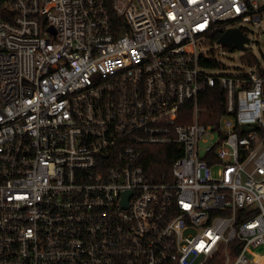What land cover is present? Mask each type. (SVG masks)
Instances as JSON below:
<instances>
[{
    "label": "built area",
    "instance_id": "2783aa9c",
    "mask_svg": "<svg viewBox=\"0 0 264 264\" xmlns=\"http://www.w3.org/2000/svg\"><path fill=\"white\" fill-rule=\"evenodd\" d=\"M263 8L5 0L0 264H259L264 70L220 77L202 62L217 34L259 28ZM215 88L223 113L203 124Z\"/></svg>",
    "mask_w": 264,
    "mask_h": 264
},
{
    "label": "rangeland",
    "instance_id": "374dc122",
    "mask_svg": "<svg viewBox=\"0 0 264 264\" xmlns=\"http://www.w3.org/2000/svg\"><path fill=\"white\" fill-rule=\"evenodd\" d=\"M241 32L250 41L245 52L232 48L229 51L226 47L217 44L216 42L207 43L204 47V52H208L209 56L218 64L211 74L216 76H232L239 74L242 70H264V14L262 15V22L259 28L253 25L244 24L239 27ZM209 143H201V147H205ZM257 253H264L263 249L256 251ZM262 259L260 256H256ZM264 259V257H263Z\"/></svg>",
    "mask_w": 264,
    "mask_h": 264
},
{
    "label": "trees",
    "instance_id": "16d2710c",
    "mask_svg": "<svg viewBox=\"0 0 264 264\" xmlns=\"http://www.w3.org/2000/svg\"><path fill=\"white\" fill-rule=\"evenodd\" d=\"M4 1L5 0H0V11L4 4ZM219 37L220 34H217L210 40V43L216 42ZM228 50L231 51L232 49H228ZM202 65L208 69H215L218 66V64L213 59H205L202 62ZM223 100H224V95L219 89L215 88L206 91V93L202 97V102H203L202 104L207 108V112H206L207 115L201 120V123L203 124L216 123L218 118L223 113ZM163 154L164 153H162V151H155L148 158V161L151 162L152 164V165L150 164V166H152V168H155V170L158 172L164 170V167L162 165ZM165 170H169V165L166 164ZM204 264H222V261L219 256H214Z\"/></svg>",
    "mask_w": 264,
    "mask_h": 264
},
{
    "label": "water",
    "instance_id": "95a60500",
    "mask_svg": "<svg viewBox=\"0 0 264 264\" xmlns=\"http://www.w3.org/2000/svg\"><path fill=\"white\" fill-rule=\"evenodd\" d=\"M252 41H250L240 29H229L225 31L216 41L227 49L235 48L239 51L245 52L247 47ZM243 131L250 132L251 129L243 126Z\"/></svg>",
    "mask_w": 264,
    "mask_h": 264
},
{
    "label": "bare ground",
    "instance_id": "6f19581e",
    "mask_svg": "<svg viewBox=\"0 0 264 264\" xmlns=\"http://www.w3.org/2000/svg\"><path fill=\"white\" fill-rule=\"evenodd\" d=\"M255 262H258L259 264H264V259H259L258 257H255Z\"/></svg>",
    "mask_w": 264,
    "mask_h": 264
}]
</instances>
